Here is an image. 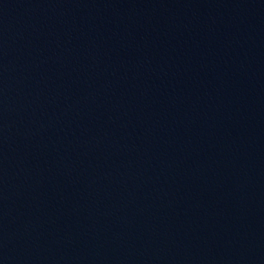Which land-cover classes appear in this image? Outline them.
<instances>
[{
  "label": "water",
  "instance_id": "water-1",
  "mask_svg": "<svg viewBox=\"0 0 264 264\" xmlns=\"http://www.w3.org/2000/svg\"><path fill=\"white\" fill-rule=\"evenodd\" d=\"M0 264H264V0H0Z\"/></svg>",
  "mask_w": 264,
  "mask_h": 264
}]
</instances>
